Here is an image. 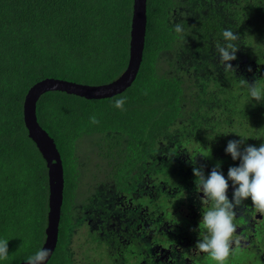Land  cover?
<instances>
[{"label": "trees", "instance_id": "trees-1", "mask_svg": "<svg viewBox=\"0 0 264 264\" xmlns=\"http://www.w3.org/2000/svg\"><path fill=\"white\" fill-rule=\"evenodd\" d=\"M179 4L186 12L170 25L166 17ZM131 5L132 0H0V240H8V251L15 246L9 232L18 224L26 225V233L30 232L32 238L24 248L20 245L21 255L28 254L36 244L40 250L47 231L48 171L42 152L23 122L25 94L45 77L93 85L117 79L129 59ZM255 16L263 26L255 25ZM225 21L240 35L233 42L239 46L237 59L228 62L235 71L225 70L217 61V45L225 44ZM177 23L183 26L182 33L175 32ZM193 50V56L199 51L207 54L204 66L221 67V74L208 75L217 90H200L195 81L181 79V55ZM251 55L256 67L248 61ZM262 57L264 0H147L142 60L128 88L100 99L57 90L42 93L36 100L35 115L53 139L63 169L56 247L46 264H70L67 237L75 219L81 216L78 213L93 206L97 208L93 210L95 215L98 208L100 214H106L111 205L121 207L122 212L116 215L122 218L102 216L98 228L102 235L94 236L96 243L108 246L110 264H130L134 258L150 260L157 242L169 241L166 235L180 228L196 229L204 235L205 230L197 225L200 216L190 224L193 218L184 214L180 226L170 228L154 221L156 215L149 214L145 207L167 209L162 182L182 193L185 183L198 181L191 171L194 166L209 175L217 165L214 159L226 150L233 135L245 139L252 122L264 126V117H256L258 109L264 112L261 106L240 109L237 102V97L250 96L242 81L253 78L248 69L258 70L264 62ZM120 97H126L124 110L114 107ZM219 103L224 106V114L221 116L219 109L217 120L206 117L207 113L197 116L200 109L215 111ZM259 104L264 106V102ZM92 116L98 124L90 122ZM207 129L214 133L216 142L206 143L203 135L199 138L200 133L210 135ZM259 132L258 141L264 140V129ZM80 141L93 148L94 155H76V143ZM185 166H192L187 175L182 169ZM27 170L41 173L44 197V204L36 212L38 222L29 227L27 196L31 182L22 176ZM224 177L227 179V175ZM142 182L146 189L140 186ZM143 190L148 192L140 194ZM169 213L170 209L166 216L175 224ZM21 255L0 259V264L28 261L29 255Z\"/></svg>", "mask_w": 264, "mask_h": 264}, {"label": "rangeland", "instance_id": "rangeland-1", "mask_svg": "<svg viewBox=\"0 0 264 264\" xmlns=\"http://www.w3.org/2000/svg\"><path fill=\"white\" fill-rule=\"evenodd\" d=\"M254 20H255L256 26H260L262 24L258 16L257 17L255 16ZM248 21H250V18L248 19ZM225 23L227 25L229 22L225 21ZM253 38L254 37H252V39ZM193 52L194 51H192L191 53L186 52V53H182L181 55V57L183 58V65H184L183 73H181V79H183V81H187V80L190 82L195 81L198 86V89L200 90L211 88V87H212V91L217 90V87H216L217 85L208 78V75L209 74H214V75L221 74V70H222L221 67H219L221 70L220 69H209L208 66H204L205 64L203 63V59L207 58V54L200 51V52H195L196 55L193 56L192 54ZM252 58L253 56L251 55L250 58H248L249 59L248 61L250 65H253V67H256V63L254 62V60H252ZM262 59H264V57H262ZM217 61H220V60H217ZM213 66L216 67L217 64ZM251 73L253 75V78L247 77L245 81H247L249 84H253L256 82L259 87L264 89V62L262 65H260V68L258 70H251ZM196 76H198L197 79L195 78ZM239 76L241 77V74H239ZM247 92L249 93L248 86H247ZM217 96L219 99H221L222 97L221 95H218V94ZM215 100L219 101L218 99H215ZM237 102L239 104V107H241L240 109H243L244 107L252 108L253 106H256V107L261 106V110L264 109L263 105L259 104V102L252 99L251 96L249 95L237 97ZM215 107H217L216 110L210 111V112L206 109H200L197 111V116L201 115L203 117L207 113L206 117H210L212 118V120H217V111H219V109L221 111L222 108H224V106L219 103ZM262 111H260V109H258V112L255 111V113L257 112L256 113L257 119L260 118L262 120V118L264 117L263 115L264 112ZM219 114L222 116L224 113L221 111ZM247 121L248 119H246L244 122H247ZM221 127L224 128L225 125L222 124ZM260 129H264V126L262 125L260 127L259 123L257 124V122L251 123L249 134L253 135V137L249 138L248 137L249 134L246 135V138L243 139L244 143L240 147L241 152H243L244 148L247 146H255L258 148L262 143H264L263 139L258 141L261 138V133L259 132ZM206 131L210 135H204L200 133L198 134L199 138L201 135H203L207 139L206 143L210 144V143L216 142V137L214 133L211 132L210 129H207ZM230 140H239V138L236 135H233L229 139V141ZM226 144H228V142ZM74 153L76 155H80V154L81 155L85 154L86 156L94 155L93 148L88 147L86 143L84 144L81 141L80 143L79 142L76 143V150ZM214 160L216 161L217 164H220V166H222V169H219V171H221L224 176L228 174L229 167H238L240 164V160L237 159L238 163L235 162L232 159L231 155L226 152V150H224L223 152H219L218 156ZM230 160H233L235 163L233 164V162ZM203 161L204 162L206 161V164H207V158L203 157ZM203 161H200V163ZM184 164H185V161H184ZM39 166H42V164L38 165V167ZM185 167L186 169L184 167H182V169H183V173L187 175V173H189V171L192 169V166L191 167L185 166ZM194 167L201 168L200 166H194ZM19 170H21V167L19 168ZM191 171L193 174V170ZM203 172H204L205 177L207 178L208 174H205V173H207L208 171L203 170ZM22 176L31 182L29 183V185L31 184V190L29 191V194L27 196V200L29 202L28 209L30 210L29 218L27 222L28 227H29L31 223L38 222L36 212H38L39 207L41 209V205L44 204V200H43L44 197L42 193L43 179L41 178L40 172H34V171H28V170L25 171ZM79 179H82V180L86 179L87 181L90 180V178H79ZM187 183H185V185L182 186L181 191L183 192L180 193V190H178L177 187L175 186L171 187L170 184L166 185V183L162 182L163 184V185L161 184L162 188L166 189L164 193L165 195L164 204L168 208L163 209L157 206L155 209H151L149 205L148 207L144 206L148 210L149 214L153 216L156 215L154 218V221L160 222L161 224H163L164 227L168 226L170 228H173L175 225L179 227L180 224L182 223L181 221H184V218H181V216L183 217L184 214H186L187 216L190 215V217L193 218V219H190V224H192L193 220H195L194 223L197 222L196 217L198 216H200L202 219L203 213L212 207V202L210 201L202 202L203 193L197 191L196 183H199L198 181H195V182L188 181ZM140 186L146 189L145 182H142ZM233 191H234V188L232 186V183H229V189H228L227 195L230 201L232 200ZM146 192L148 191L143 190L140 194H144ZM76 195H78V193L75 194V196ZM138 195L139 193L135 194V196H138ZM74 199L75 198H73V200ZM174 199H175V203H173ZM177 200L179 201L177 202ZM140 201H141V197H139V202ZM243 202L236 207L237 211H235L236 215L234 217L233 223L235 222L237 216L239 215L238 210L241 211L240 206L241 205L243 206ZM109 205H111L110 202H109ZM130 205H134V203L130 202ZM110 207H111L110 212H106V214L104 213L100 214L99 212H102V210L98 208V212H96V215H95L94 214L95 211L93 210L97 208H95L94 206L86 208L83 213H78L81 216L75 219V222L71 228V235H69L68 240L66 242V249L71 259L72 264H87L88 262H91V261L97 262L100 260H101V264H110V261L107 255L108 246L105 243H100V242L96 243L98 240L95 241L94 239V236L97 237L98 235H102L101 230L98 229L101 226L100 222H101L102 216H109L110 219H115V220H117L116 217L122 218L123 215H116L117 213H119V210L121 211V207H119V209L115 206L112 207V205ZM169 209H170V213L168 214V216L174 218L177 221L175 224H173L172 221H169V218L166 216V211ZM147 222L148 221H146V223ZM235 225L239 226L237 225V223H235ZM255 227L256 229L254 233L255 234L254 239L257 242H261V240L258 238V235L263 234L262 230L264 228V221L260 223L259 225L256 224ZM27 230H28L27 226L24 224L22 225V223H20L16 227H14L11 232H9L11 239L15 241L14 242L15 246L10 248L12 250L8 251L9 254L6 259H12L16 253H19L21 255L23 250H20V245H21V248H24V244L31 243L32 238H31L30 232L26 233ZM250 231H253V230L251 229ZM21 236H23L22 237L23 239L21 238L17 242V240ZM202 236H203V232L199 230L197 231L196 229L194 232L192 231V229H189V228H180L179 232L177 233H173V231H171L169 233V236H166L168 240L171 239V243L162 244L160 240L157 242L155 246V252L153 251L154 253L153 259H152L153 264H162V263L171 264L169 263V261H171L172 258H170L169 255L172 254L173 256H176V258L179 256H182V252L187 248V246H185L187 245V243L188 245L190 244L191 246L194 245L193 250H196L198 252L199 249L197 248L196 243L199 239L203 238ZM193 240L195 241V243L193 242ZM35 241L36 239L34 240V242ZM28 250H29L28 254H26V251H24L26 255L31 256L32 254H35L38 251V244L35 245V248L28 249ZM190 252H188V254H190ZM197 252H196V255H198ZM244 252L245 250L242 252L239 249H237L235 254L240 255V257L239 256L237 257L238 260L232 257H229L228 260L225 261V264H242L241 262H246V261H248V263L250 264H254V263H257L255 260L260 258V257L256 258V256L253 255V253L249 252L247 254H244ZM231 253H233V250L231 251ZM26 255H21V256L23 257ZM199 257L200 259H202V262L206 261L208 264H216L215 261H212L209 258L207 253H204L203 255H199ZM244 257L248 259L245 260ZM142 260L143 258L140 259V261ZM182 261L185 264L187 262L185 261V259H183Z\"/></svg>", "mask_w": 264, "mask_h": 264}, {"label": "clouds", "instance_id": "clouds-1", "mask_svg": "<svg viewBox=\"0 0 264 264\" xmlns=\"http://www.w3.org/2000/svg\"><path fill=\"white\" fill-rule=\"evenodd\" d=\"M174 30L176 33H182L183 26L177 23ZM222 35L225 44L217 45L219 60L225 70L235 71L233 65L228 62L237 59L236 53L239 46L233 42L238 41L240 35L230 29L224 30ZM251 70V68L248 69V71ZM242 83L248 86L252 99L264 102V89L256 82L249 84L244 80ZM125 102L126 97L115 99L114 107L124 110ZM90 122L99 123L95 116L90 117ZM243 143L244 140L240 139L230 140L227 144L226 152L234 161L240 160L238 167H229L227 179L219 171V164L212 168L207 178L201 168L193 167V174L199 181L196 183L197 191L203 193L202 202H212V207L202 215L199 228H203L205 234L197 241L196 246L200 252L207 253L216 264H225L231 254L232 237L236 232V226L233 223L236 207L244 200L251 198L252 205L259 212L264 213V143L258 148L247 146L241 152L240 147ZM229 180L232 181L234 188L231 201L227 195ZM7 244L8 240H0V259H6L8 256ZM49 255V250L42 248L28 258L27 264H44Z\"/></svg>", "mask_w": 264, "mask_h": 264}, {"label": "water", "instance_id": "water-1", "mask_svg": "<svg viewBox=\"0 0 264 264\" xmlns=\"http://www.w3.org/2000/svg\"><path fill=\"white\" fill-rule=\"evenodd\" d=\"M147 0H132L130 22L129 59L126 69L115 80L104 84H85L66 79L45 77L33 83L27 90L23 102V122L30 139L42 152L48 171L47 233L42 248L49 250L51 258L55 249L60 208L62 204L63 169L53 139L42 128L35 115L37 98L44 92L57 90L83 96L88 99L111 97L123 92L135 80L143 55L146 33ZM41 248V249H42ZM16 264H27V261Z\"/></svg>", "mask_w": 264, "mask_h": 264}, {"label": "flooded vegetation", "instance_id": "flooded-vegetation-1", "mask_svg": "<svg viewBox=\"0 0 264 264\" xmlns=\"http://www.w3.org/2000/svg\"><path fill=\"white\" fill-rule=\"evenodd\" d=\"M179 10H181V11H179ZM184 11L186 12V9L183 6H181L180 4L177 5L176 8L174 9V12L168 18L166 17V19H168L169 24L172 25L173 22L175 21V17L179 18L180 15L182 13H184ZM222 26L224 27V30L230 29L229 24L226 25V23H225ZM220 41H222L221 38H220ZM209 44L212 45V42ZM77 209L80 210L81 208H77ZM240 210L241 211L238 210L239 215L237 216V218L234 222V225H235V223H237V225H239V226L235 225L236 226V232L233 233V237H232L233 253H231L229 257H232V258L238 260L237 257L238 256L240 257V255L235 254L237 249H239L242 252L245 250L244 254H247L250 252V253H253V255L256 256V258L260 257V258L255 260L257 263H254V264H264V228L262 230L263 234L258 235V238L261 240V242H257L254 239V236H255L254 233H255V229H256L255 225L256 224L259 225L260 223H262L264 221V213L259 212L252 205L251 198H248L243 202V206L242 205L240 206ZM84 211L79 212V213H83ZM235 211H237V209H235ZM251 229L253 231H250ZM46 233H47V231H46ZM69 235H71V231H70ZM166 236H169V235H166ZM68 237H67V240H68ZM44 241H45V239H44ZM44 241H43V243H44ZM193 242L195 243L194 240H193ZM43 243H42V246H43ZM168 243H171V239H169L168 242L166 241L164 244H168ZM42 246H41V248H42ZM185 246H187V248L182 252V256H179L176 258V256H173L172 254L169 255L170 258H172V260L169 261V263H171V264H185L182 261L183 259H185V261H187L186 264H208L206 261L202 262V259H200V257H199V255H203L204 253L200 252L199 250H198V252L196 250H193L194 245L191 246L190 244L188 245V243H187V245H185ZM150 250H152V247L150 248ZM188 252H190V254H188ZM196 252L198 255H196ZM53 253H54V251H53ZM152 259H153V257H151V259L147 260V261L143 260V263H141L140 260L137 261V259L134 258L133 259L134 261H132L130 264H153ZM246 259H248V258H245V260ZM100 261H97V262L91 261V262H88L87 264H90V263L91 264H98ZM241 263L242 264H250V263H248V261L241 262ZM70 264H72V263L70 262ZM162 264H166V263H162Z\"/></svg>", "mask_w": 264, "mask_h": 264}]
</instances>
